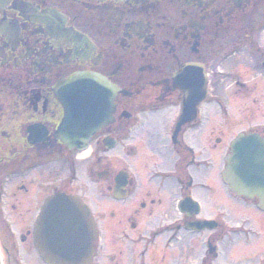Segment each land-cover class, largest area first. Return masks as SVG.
I'll list each match as a JSON object with an SVG mask.
<instances>
[{"label": "flooded vegetation", "instance_id": "af4514ba", "mask_svg": "<svg viewBox=\"0 0 264 264\" xmlns=\"http://www.w3.org/2000/svg\"><path fill=\"white\" fill-rule=\"evenodd\" d=\"M187 65L209 82L188 122L179 75ZM80 73L130 92L90 141L98 148L90 175L106 182L101 208L75 189L78 152L58 133V89ZM233 113L264 138V123L254 122L255 113L264 118V0H0V264H49L34 223L57 192L91 208L100 235L91 264H264V206L226 186L224 165L209 158L239 123ZM107 137L138 169L96 158ZM49 165L62 171L51 182ZM120 171L129 172L122 197Z\"/></svg>", "mask_w": 264, "mask_h": 264}, {"label": "water", "instance_id": "95a60500", "mask_svg": "<svg viewBox=\"0 0 264 264\" xmlns=\"http://www.w3.org/2000/svg\"><path fill=\"white\" fill-rule=\"evenodd\" d=\"M80 75L62 83L60 100L64 106H69L61 132L73 142V145L68 143L70 148L77 146L83 150L88 147L92 135L112 122L114 100L119 93L125 95L127 92L118 90L97 75ZM205 95L204 91L187 96V117ZM263 148L264 141L257 134H239L231 143L223 176L239 195L253 197L257 194L264 203ZM40 230L47 231V244L58 251L59 264H88L95 255L96 225L89 209L78 197L57 194L48 198L36 224L39 235Z\"/></svg>", "mask_w": 264, "mask_h": 264}, {"label": "rangeland", "instance_id": "374dc122", "mask_svg": "<svg viewBox=\"0 0 264 264\" xmlns=\"http://www.w3.org/2000/svg\"><path fill=\"white\" fill-rule=\"evenodd\" d=\"M229 95V94H228ZM227 96H224L222 99V102L224 104V106L226 108L232 109L234 110V112H236L235 110V106L237 104V99H235V97L232 96V98H229ZM215 105L217 104H212L209 105L211 107H215ZM256 107V106H255ZM263 108V105L261 106ZM234 115H230L229 119L231 118V120H233L234 118L238 117L239 118V123H237L236 125H231L230 126V130L227 132V137L226 140L224 142V144L222 146H219V150L217 152L218 157H216V154H213L212 157H209L211 159V161L218 166H222L225 164L224 158H222V160L220 159V155L225 157L227 151H228V143L229 141L234 138L236 136V134H238L240 131H246L250 128L251 123H249L248 121V115L245 114H235ZM211 122V120H210ZM213 122L216 123H222V120H217V118L215 116H213ZM254 122L256 123H264V118L262 117V114L260 113H255L254 116ZM195 147H198L199 144L198 143H194L193 144ZM100 149V148H99ZM98 150V148L95 149V147H93L92 149L89 150L88 154L85 157H82L79 155V159L77 158V164H76V168H77V174H76V178H75V182H74V187L75 189H79L80 192L85 193V197H89L90 201L93 202L94 204L98 205V207H104L107 204H109L107 201H104L102 199L99 198V194L102 192L103 188L106 186V182L104 181V179L98 181L97 178L94 176L92 177L90 175L89 172V168L91 166V156L94 153H96ZM105 149L102 146L101 150L99 153H97L96 158H98V154H101V156H109L110 158V164L112 167L114 168H119L120 166H126L129 165L131 167L132 171H135V168L138 169V161L136 157H129V158H123L122 157V148L120 147V145H118L115 149L104 153ZM208 152H210V150H207ZM208 152H205L204 154L210 155ZM211 156V155H210ZM95 158V159H96ZM222 163V164H221ZM101 165H105V163L103 162ZM58 165H49L48 166V172H49V182H51L53 179H56L57 175L61 174V170L59 172H56V168ZM102 167V166H101ZM191 172H192V167H191ZM52 173V174H50ZM63 177H68L71 176V172L68 171H64V173L62 174ZM95 197V198H94ZM88 199V198H87ZM107 203V204H106ZM111 206H112V202H111Z\"/></svg>", "mask_w": 264, "mask_h": 264}, {"label": "bare ground", "instance_id": "6f19581e", "mask_svg": "<svg viewBox=\"0 0 264 264\" xmlns=\"http://www.w3.org/2000/svg\"><path fill=\"white\" fill-rule=\"evenodd\" d=\"M89 151L83 152L80 154V156L85 157L88 154Z\"/></svg>", "mask_w": 264, "mask_h": 264}]
</instances>
